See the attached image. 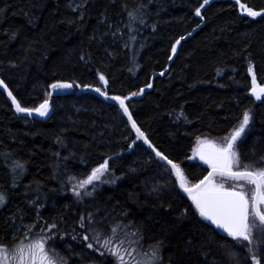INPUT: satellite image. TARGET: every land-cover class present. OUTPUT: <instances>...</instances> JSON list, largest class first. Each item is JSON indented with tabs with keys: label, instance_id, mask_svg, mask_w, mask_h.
<instances>
[{
	"label": "trees",
	"instance_id": "1",
	"mask_svg": "<svg viewBox=\"0 0 264 264\" xmlns=\"http://www.w3.org/2000/svg\"><path fill=\"white\" fill-rule=\"evenodd\" d=\"M72 1L0 0V77L22 107L36 108L62 81L126 97L151 143L193 184L208 173L191 158L196 139L224 137L250 113L239 165L264 170V95H252L249 75L253 65L264 85V0ZM105 161L121 179L78 200L69 180ZM0 194L3 209L19 208L35 229L55 226L51 245L67 264H112L83 239L89 215L131 223L164 264H264V236L215 230L123 112L92 93L56 97L39 121L17 115L0 90ZM3 209L0 243L12 227Z\"/></svg>",
	"mask_w": 264,
	"mask_h": 264
},
{
	"label": "snow or ice",
	"instance_id": "2",
	"mask_svg": "<svg viewBox=\"0 0 264 264\" xmlns=\"http://www.w3.org/2000/svg\"><path fill=\"white\" fill-rule=\"evenodd\" d=\"M209 0H203L204 4H207ZM248 15L255 17L262 13L253 11L251 8L246 6H241ZM196 14H200V9L196 10ZM183 39V38H181ZM177 44L180 43L178 40ZM175 52V48L172 50ZM103 80L104 78L101 77ZM106 83V81H105ZM3 84V81H0ZM72 84L67 83H57L51 85L53 89H68L71 88ZM151 87V85H149ZM99 91V89H97ZM143 91V90H141ZM253 92L256 93V89L253 88ZM261 94H264V88L260 89L259 93H256V98L260 99ZM11 96V92L8 93ZM137 95V93H133ZM120 100V104L124 106V112L128 113L127 106L124 105V100L117 97ZM15 104L16 110L18 112H27L31 114L32 112L38 113L40 116L47 115L48 111V101L45 100L38 108L28 109L21 107L20 103L16 101L15 97H12ZM129 119H131V114L128 113ZM250 116L248 113L243 115V119L238 129L228 138L225 146H217L211 141H201V147H198L197 154L206 164H209L212 171L201 180L198 184L189 187L186 182V178L178 164H174L172 161L168 160L166 156L162 153L157 152L156 155L160 156L163 160L167 161L171 165L172 169L175 170V174L180 179V186L184 188L186 192L189 193L192 200L195 202L196 208L199 209V213L202 217L212 221L219 228H222L234 239L251 240V228L255 227L257 231H264V212H261L260 205L264 204V170L260 171H233V164L239 162L238 154L233 150L234 144L241 133L244 132L246 126L249 124ZM132 127L143 137V133L136 126L135 121H132ZM207 146V150L203 146ZM108 170V162L105 161L98 168L94 169L91 175L88 176L86 180L80 182L79 187L84 188L93 181L99 180L101 176ZM220 176L231 180H247L250 184L255 185V192L252 196V216L254 223L251 227L248 223L249 220V199L243 190L237 191L235 187L226 188L223 183L217 184L215 182V177ZM79 194V193H77ZM3 196L0 195V203L3 202ZM85 240L88 239L87 236L84 237ZM105 247L107 248L110 241H105ZM45 242L37 241L33 244L22 245L17 248L14 253L9 255L7 249L0 248V262L2 264H37V258H39V264H55L47 256L45 251ZM92 244H88V248H92ZM113 255L117 256L121 264H124L123 256L120 255V249H109ZM158 259L153 253V260ZM255 259V257H253ZM60 264H65L61 259ZM145 264H153V261H147ZM259 264V261L256 262Z\"/></svg>",
	"mask_w": 264,
	"mask_h": 264
},
{
	"label": "rangeland",
	"instance_id": "3",
	"mask_svg": "<svg viewBox=\"0 0 264 264\" xmlns=\"http://www.w3.org/2000/svg\"><path fill=\"white\" fill-rule=\"evenodd\" d=\"M210 1V0H209ZM82 0H73L72 7L78 8L82 6ZM243 5V4H242ZM241 5V6H242ZM246 6V5H244ZM247 7V6H246ZM248 8V7H247ZM242 13L247 14L241 7ZM254 11V10H253ZM250 16V15H249ZM252 17V16H251ZM256 17V16H255ZM178 46V44H177ZM176 46V47H177ZM176 49V48H175ZM249 75L251 77L252 82V90L251 93L253 96H256V93L260 92V89L264 88V85H260L257 83L253 65H249ZM253 88L256 89V93L253 92ZM264 94H261V96ZM249 124L246 126L243 133H241L240 137L237 138L233 150L238 154L237 143L242 138L246 129L250 126L251 123V114ZM242 122V121H241ZM239 123V125L241 124ZM239 125L234 129H238ZM234 130L224 137H213L210 135H202L196 139L192 150H191V158L202 163L200 156L197 154L198 147H201V141H211L217 146H225L228 138L234 132ZM206 146V145H205ZM239 160V156H238ZM233 171L244 170L241 169L239 162L233 164ZM183 172V171H182ZM184 174V173H183ZM185 176V175H184ZM88 178V177H87ZM84 179H73L69 180V190L70 192L81 201L86 200L87 198L92 197L93 195L99 191L103 186H114L121 179L113 174V172L109 171V169L101 176L99 180L93 181L92 184L87 185L84 188H80L79 184ZM186 178L187 185L190 187L193 184ZM215 182L217 184L223 183L226 188L235 187L237 191L243 190L246 196L249 199V220L248 223L250 227L256 223L252 216V196L255 191V185L250 184L247 180H231L224 177L216 176ZM79 193V194H77ZM1 195V194H0ZM3 196V195H2ZM191 200V196H188ZM3 202L0 203V210L3 209L5 203V197L3 196ZM5 213L8 212L7 218L10 220L12 225L11 227V235L9 236V241L0 243V248L7 249L9 255L14 253L17 248L22 245L33 244L37 241L45 242V251L47 256L52 261H55V264H60L61 259L67 264V262L60 256L58 252H56L55 248L51 243L58 239L57 233L55 231V226L45 227L43 224L40 225L38 229H35L34 225L25 222L23 212L17 207L4 208ZM261 212H264V204L260 205ZM87 222L85 223L86 226ZM86 234L83 236L88 237L86 242L88 244H92V249L97 253L108 257L112 260V264H121L120 259L113 255L109 249H120V255L123 256L124 264H145L147 261H153V264H164L162 261V252L159 246H145L143 243V238L141 234L134 228V226L127 222L124 219H116L111 221L110 224L106 225L104 222H99L93 218L92 215H89L88 224L85 228ZM251 235L256 236H264V231H257L255 227L251 228ZM110 241L108 247H105V241ZM11 242V243H9ZM153 253L158 259L153 260ZM103 259V258H102ZM105 258L103 259V261ZM2 264V262H0ZM11 264V262H9ZM37 264H39V258H37Z\"/></svg>",
	"mask_w": 264,
	"mask_h": 264
},
{
	"label": "water",
	"instance_id": "4",
	"mask_svg": "<svg viewBox=\"0 0 264 264\" xmlns=\"http://www.w3.org/2000/svg\"><path fill=\"white\" fill-rule=\"evenodd\" d=\"M0 81H3L0 77ZM59 83H67V84H72L73 86L71 88H68V89H51L50 90V95H49V98L47 99L48 101V111H47V115H44V116H40L38 113L36 112H32L31 114L27 113V112H18L16 110V107H15V104L12 100V97H15L13 95V93L11 92V90L9 89V87L5 84V82L3 81V84H0V90L2 91V93L6 96L7 100L9 101V103L11 104L12 108H13V111L17 114V115H20V116H24V117H27V118H32V119H35V120H39V121H47L53 114V104H54V100L56 97H59V96H64V95H71V94H75V95H80L82 93H92L94 95H97L98 97H100L101 99H103L104 101H106L107 103L109 104H112L114 105L115 107L119 108L127 122L129 123V125L131 126V128L133 129L134 133L136 134L137 138L139 140H141L144 145L147 147V149L151 152V154L153 156H155V158L159 159L162 163H164L165 165H167L169 167V169L171 170L176 182H177V187L179 189V191L181 193H183L184 195L186 196H190L188 192H186L184 190V188H182L180 186V179L179 177L176 176L175 174V170L172 169L171 165H169L167 163V161L163 160L160 156H157L156 153L159 152L161 153L152 143L151 141L148 139V137L146 136V134L141 130V128L138 126V124L136 123V121L134 120L132 114H131V111L127 105V98L126 97H123V96H120V95H110L108 93H106L105 91H102L100 88L98 87H92V86H81L80 84H77V83H73V82H67V81H62V82H59ZM97 89H99V91H97ZM11 92V96L8 95V93ZM117 97H119L120 99H123L124 100V105L127 106L128 108V113L131 114V119H129V115L128 113H125L124 112V106H122L120 104V100L116 99ZM16 99V97H15ZM16 101L18 102V100L16 99ZM45 101H43L42 103H44ZM41 103V104H42ZM41 104H39L36 108H38ZM22 107V106H21ZM36 108H28V109H36ZM132 121H135L136 123V126L140 129V132H142L144 135L143 137H140V134L136 131L135 128L132 127ZM205 150H207V146H203ZM163 154V153H162ZM163 156H165L163 154ZM170 160V159H168ZM202 160V159H201ZM171 161V160H170ZM173 162V161H172ZM174 163V162H173ZM202 163L207 167L209 168L208 170V173L212 171V168L209 164H206L204 162V160H202ZM175 164V163H174ZM238 171H246V170H238ZM247 171H251V170H247ZM208 173L205 175V177L208 175ZM204 177V178H205ZM203 178V179H204ZM201 179V180H203ZM200 180V181H201ZM199 181V182H200ZM198 182V183H199ZM196 183V184H198ZM191 187V186H190ZM255 192V191H254ZM194 202V201H193ZM253 203V201H252ZM194 205H195V202H194ZM196 207V205H195ZM253 209V208H252ZM199 211V209H197ZM202 217V216H201ZM205 221H207L211 226H213V228L215 230H217L219 233L221 234H224L226 236H230L228 235L227 232H225L222 228H219L216 224H214L212 221L206 219L205 217H202ZM231 237V236H230Z\"/></svg>",
	"mask_w": 264,
	"mask_h": 264
},
{
	"label": "flooded vegetation",
	"instance_id": "5",
	"mask_svg": "<svg viewBox=\"0 0 264 264\" xmlns=\"http://www.w3.org/2000/svg\"><path fill=\"white\" fill-rule=\"evenodd\" d=\"M208 170H209V168H208ZM253 210V209H252Z\"/></svg>",
	"mask_w": 264,
	"mask_h": 264
}]
</instances>
